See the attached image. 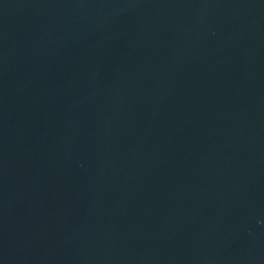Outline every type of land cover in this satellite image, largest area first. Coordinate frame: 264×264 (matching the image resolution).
Listing matches in <instances>:
<instances>
[{
  "label": "water",
  "instance_id": "1",
  "mask_svg": "<svg viewBox=\"0 0 264 264\" xmlns=\"http://www.w3.org/2000/svg\"><path fill=\"white\" fill-rule=\"evenodd\" d=\"M0 264H264V0H0Z\"/></svg>",
  "mask_w": 264,
  "mask_h": 264
}]
</instances>
